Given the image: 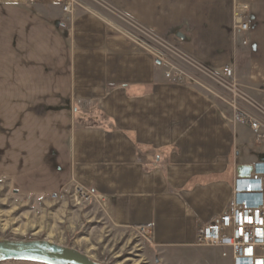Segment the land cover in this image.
I'll return each instance as SVG.
<instances>
[{
	"label": "crops",
	"instance_id": "obj_1",
	"mask_svg": "<svg viewBox=\"0 0 264 264\" xmlns=\"http://www.w3.org/2000/svg\"><path fill=\"white\" fill-rule=\"evenodd\" d=\"M105 1L262 94L264 0ZM237 2L251 7L248 32L234 27ZM115 23L101 10L64 19L0 4V186L26 196L81 188L114 226L146 227L156 251L200 250V226L264 149L223 99L169 81L170 66Z\"/></svg>",
	"mask_w": 264,
	"mask_h": 264
},
{
	"label": "built area",
	"instance_id": "obj_2",
	"mask_svg": "<svg viewBox=\"0 0 264 264\" xmlns=\"http://www.w3.org/2000/svg\"><path fill=\"white\" fill-rule=\"evenodd\" d=\"M0 4L49 6L58 9L64 19H71L77 12L95 13L101 10L106 18L117 21L115 24L120 33L139 49L150 54L156 62L170 66L172 71L166 73L169 81L202 84L199 78H203L221 85L226 94L223 100L234 111L233 121L247 125L253 131L256 142L264 149V99L258 101L251 96L241 86L232 67L215 69L207 66L174 41L105 0H0ZM250 9L247 3L235 4L234 27L237 31L250 30ZM262 89L264 95V86ZM76 190L87 199L94 198L90 192L81 188ZM139 233L147 239L150 232L142 227ZM196 243L221 248L222 255L231 257L233 264H264V162L252 165L249 175L236 177L226 209L200 226Z\"/></svg>",
	"mask_w": 264,
	"mask_h": 264
},
{
	"label": "rangeland",
	"instance_id": "obj_3",
	"mask_svg": "<svg viewBox=\"0 0 264 264\" xmlns=\"http://www.w3.org/2000/svg\"><path fill=\"white\" fill-rule=\"evenodd\" d=\"M199 80L202 84L194 85L208 96L226 97L221 85L211 79ZM250 94L258 101L264 99L262 94ZM0 183L7 182L0 178ZM0 239L50 240L80 250L102 264H191L195 260L225 264L227 260L216 247L156 251L138 231L111 224L100 203L87 199L74 187L58 194L26 196L8 185L0 186Z\"/></svg>",
	"mask_w": 264,
	"mask_h": 264
},
{
	"label": "water",
	"instance_id": "obj_4",
	"mask_svg": "<svg viewBox=\"0 0 264 264\" xmlns=\"http://www.w3.org/2000/svg\"><path fill=\"white\" fill-rule=\"evenodd\" d=\"M251 167L243 168L241 176L250 174ZM31 262L37 264H102L86 253L50 240L0 239V262Z\"/></svg>",
	"mask_w": 264,
	"mask_h": 264
}]
</instances>
